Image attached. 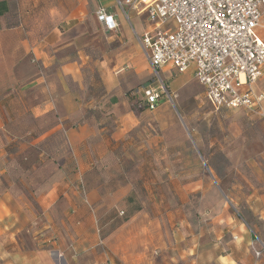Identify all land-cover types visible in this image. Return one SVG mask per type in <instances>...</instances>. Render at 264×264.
I'll return each instance as SVG.
<instances>
[{
    "label": "crops",
    "instance_id": "obj_1",
    "mask_svg": "<svg viewBox=\"0 0 264 264\" xmlns=\"http://www.w3.org/2000/svg\"><path fill=\"white\" fill-rule=\"evenodd\" d=\"M5 1L8 11L0 15V129L28 115L43 119L52 114L57 125L32 141L59 132L70 150L47 191L37 188L42 189L35 199L38 208L0 194V264H209L206 249L212 242L190 220L173 221L174 214L167 212L163 221L156 200L115 229L109 231V221H104L108 212H124L132 191L128 183L100 173L134 125L126 89L145 78L138 68L142 53L151 68L139 39L150 25L146 6L123 9L118 0ZM101 7L115 15L116 28L98 21ZM161 72L178 74L169 66ZM197 82L202 103H207ZM254 91L264 93V75ZM209 106L217 113L240 109L264 121L244 108ZM106 121H112V128ZM219 257L224 264H239L231 254ZM242 262L264 264L258 257Z\"/></svg>",
    "mask_w": 264,
    "mask_h": 264
},
{
    "label": "rangeland",
    "instance_id": "obj_2",
    "mask_svg": "<svg viewBox=\"0 0 264 264\" xmlns=\"http://www.w3.org/2000/svg\"><path fill=\"white\" fill-rule=\"evenodd\" d=\"M133 24L140 27L134 18ZM254 31L264 39L263 19ZM138 65L145 78L126 89L127 108L136 116L129 123L134 125L118 140L114 155L106 157L107 167L100 173L132 187L125 213L120 212L117 219L137 208H148L156 200L163 221L168 220L167 212L174 214L173 221L183 217L197 226L202 238L212 242L206 249L209 264H219V258L224 264L219 256L227 254L240 264L243 259L258 257L254 249L262 250L258 258L264 260V121L250 118L240 109L211 110L202 103V88L190 72L173 77L161 72L159 78L143 53ZM150 81L149 86L159 89L164 85L173 96L170 99L163 93L154 110L145 109L139 89ZM98 92L104 93L103 89ZM45 120L36 129L51 122L50 117ZM106 122L112 128V121ZM13 123L16 125L11 128L0 129V194L23 203L29 201L38 208L35 199L42 189L37 188L50 180L58 164L69 160V144L59 132L34 147L18 142L16 152L29 155L30 160L23 159L16 170L9 171V163L18 160L13 161L11 147L12 160L7 161L8 145L2 141L6 135L9 141L14 136H21L23 141L26 129L20 121ZM38 152L42 159L37 158ZM26 166L30 170H24ZM115 224L116 219L107 227Z\"/></svg>",
    "mask_w": 264,
    "mask_h": 264
},
{
    "label": "built area",
    "instance_id": "obj_3",
    "mask_svg": "<svg viewBox=\"0 0 264 264\" xmlns=\"http://www.w3.org/2000/svg\"><path fill=\"white\" fill-rule=\"evenodd\" d=\"M118 2L123 9L146 6L150 25L139 39L158 77L164 66L191 71L214 109L244 108L264 119V93L254 91L264 75V39L254 31L264 20V0ZM97 19L109 30L117 27L115 15L104 7ZM142 92L149 110L159 106L163 93L173 98L164 85ZM254 253L259 257L262 250Z\"/></svg>",
    "mask_w": 264,
    "mask_h": 264
},
{
    "label": "trees",
    "instance_id": "obj_4",
    "mask_svg": "<svg viewBox=\"0 0 264 264\" xmlns=\"http://www.w3.org/2000/svg\"><path fill=\"white\" fill-rule=\"evenodd\" d=\"M7 11H8V3H7V1H5V0L0 1V15L4 14ZM147 106H148V104H146V105L144 104L145 109L147 108ZM47 117H50L51 122L48 125L44 126V128L41 127V129H38V128L36 129V127H38L39 125L43 124V122L46 121L45 120L46 117L43 118V119H37V118H35L33 116L28 115V117L26 119L18 120V121H20V124H19L20 126H25L26 127V129H24L25 135L23 137L24 138L23 141H20L21 136H17L16 138L14 136V139H11L10 141L7 142V145H8V150H7V159L8 160L7 161L12 160L11 159L12 158L11 157L12 154L9 152V149H11V147H14L13 148V150H14L13 161H15L16 159L18 160L17 162L15 161V163H13V165H10L11 162L9 163V165H8L9 166L8 167L9 171H12L13 169L16 170L17 164L19 165V164L23 163L24 160H27V159L30 160V156L29 155L25 154L23 156H20V154H18L16 152V149H20L19 146H18V142H23V143L27 144L26 146L34 147V146H36V145H34L36 143H34L32 140H34L36 138H39L40 136L44 135V133L50 131L49 129H51V128H53V127H55L57 125V119H56V117L54 115L50 114ZM14 125H16V124L13 123V124H11L9 127L5 128V129L11 128ZM33 127H35V129H33ZM39 153L40 152H38V154L36 156H37V158L42 159L43 155H42V153H40V154ZM15 154L18 155V156L15 157ZM33 166L31 165L32 168H33ZM60 166H61V163L59 164V168H60ZM34 168H35V166H34ZM24 170H30V168H28L26 166V168ZM54 175H55V171L53 173V176ZM53 176H51V178ZM51 178H50V180L45 181L44 183L39 184V185L42 186V187L48 186L49 185L48 183L51 181ZM46 190H47V187H46ZM43 191H45V190H43ZM136 210H138V208ZM135 211L133 213H135ZM110 213H111L110 214L111 217L109 219H107V221H109L108 223H110L112 220L116 219V224L113 227H111V228H107L109 231L112 230V229H115L118 226H120L122 222H124V221L128 220L129 218H131V216L133 214V213H131V215H129V216L126 215V217H122L120 219H117L118 217H120V216H118L119 212L111 211ZM124 213H125V210H124ZM105 218H104V221H106ZM100 231H101V229H100Z\"/></svg>",
    "mask_w": 264,
    "mask_h": 264
}]
</instances>
